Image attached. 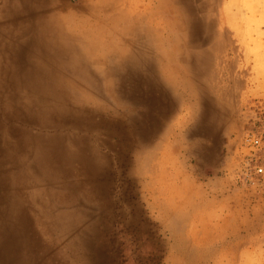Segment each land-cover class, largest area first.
Segmentation results:
<instances>
[{
    "label": "rangeland",
    "instance_id": "1",
    "mask_svg": "<svg viewBox=\"0 0 264 264\" xmlns=\"http://www.w3.org/2000/svg\"><path fill=\"white\" fill-rule=\"evenodd\" d=\"M260 167L264 0H0V264H264Z\"/></svg>",
    "mask_w": 264,
    "mask_h": 264
},
{
    "label": "built area",
    "instance_id": "2",
    "mask_svg": "<svg viewBox=\"0 0 264 264\" xmlns=\"http://www.w3.org/2000/svg\"><path fill=\"white\" fill-rule=\"evenodd\" d=\"M258 143H259L258 141L255 142V144H258ZM256 172H257V174L262 175L264 173V169L262 167H260L257 169Z\"/></svg>",
    "mask_w": 264,
    "mask_h": 264
}]
</instances>
